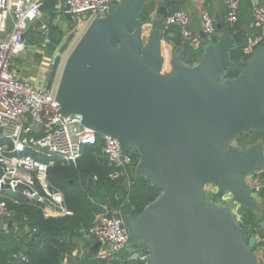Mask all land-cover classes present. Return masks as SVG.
I'll list each match as a JSON object with an SVG mask.
<instances>
[{"label": "water", "instance_id": "obj_1", "mask_svg": "<svg viewBox=\"0 0 264 264\" xmlns=\"http://www.w3.org/2000/svg\"><path fill=\"white\" fill-rule=\"evenodd\" d=\"M146 1L110 3L86 25L55 86L60 111L115 137L123 151L136 150L132 171L160 190L139 214L124 217L130 246L148 253L145 264H258L256 236L229 206L206 201L205 190L212 185L217 198L228 192L240 207L260 210L247 178L264 170L263 144L242 150L227 144L241 133L264 134V46L227 76L238 67L230 54L244 33L227 34L216 18V40L200 31L201 54L186 64L180 46L164 47L165 12L142 20ZM93 183L87 178V188Z\"/></svg>", "mask_w": 264, "mask_h": 264}, {"label": "built area", "instance_id": "obj_2", "mask_svg": "<svg viewBox=\"0 0 264 264\" xmlns=\"http://www.w3.org/2000/svg\"><path fill=\"white\" fill-rule=\"evenodd\" d=\"M43 3L44 0H0V218L10 213L7 199L16 194L44 203L45 215L69 214L63 192L49 182L47 170L55 162L76 163L84 145L101 142L110 179L128 177V170L133 167L129 149L123 151L115 137L84 126L78 114L60 111L55 86L38 88L11 68L12 60L26 49V23L40 16ZM64 3L66 13L73 20H82L87 25L94 18L105 15L107 6L115 2L65 0ZM239 5L240 0H226V23H236ZM251 19L257 31L263 30L264 7L254 5ZM189 23L188 11L180 8L163 17L162 28L166 31L177 26L182 41L194 51L202 50L201 37L190 29ZM9 24L10 31H6ZM201 30L206 36L216 33L215 21L207 10L201 13ZM40 32L47 38L49 26L41 24ZM259 46H264V35L248 34L240 51L248 58ZM255 176L264 180V172ZM124 217L120 210L106 207L96 214L87 234L100 242V256L111 259L130 245V232ZM147 258L144 249H136L129 259L134 264H145Z\"/></svg>", "mask_w": 264, "mask_h": 264}, {"label": "trees", "instance_id": "obj_3", "mask_svg": "<svg viewBox=\"0 0 264 264\" xmlns=\"http://www.w3.org/2000/svg\"><path fill=\"white\" fill-rule=\"evenodd\" d=\"M248 5L250 6V2ZM142 20L149 21V12L145 7ZM223 26L227 34L241 30H236L240 27L238 20L233 25L225 22ZM49 30L52 31L50 27ZM243 33L240 45L230 54V58L238 63V67L227 71L229 77L236 76L239 68L246 63L247 58L240 51L245 36L260 32L251 29ZM58 40L50 35L48 44L52 46L58 43ZM212 40H216V35L212 36ZM176 43L180 44L178 41ZM186 45L195 53L196 58L200 56L202 50L194 51L188 44ZM128 152L133 157L134 166L138 159L137 152L134 149H129ZM109 171L107 160L101 152L100 141L94 145H84L76 163L55 162L48 168V180L62 190L64 203L70 214L46 217L43 213L44 203L28 200L20 194L10 196L7 203L12 225L5 231L0 230V264H62L65 255L70 254L74 247L71 239L87 233L96 214L102 212L104 207L114 210L117 209L115 205H120L122 209L118 210L123 216L137 215L147 203L160 194V190L142 176L135 174L131 168L128 170V177L115 180L109 178ZM94 176V183L87 188V178ZM123 181H127V189ZM241 209L243 212L239 224L247 229L249 235L263 238L259 239L253 248L264 247V235L259 230L254 211L242 207ZM13 224L16 227H13ZM23 246H27L28 249L22 257H17ZM76 264L114 263L106 257L86 255L78 258ZM129 264L134 263L130 261Z\"/></svg>", "mask_w": 264, "mask_h": 264}, {"label": "crops", "instance_id": "obj_4", "mask_svg": "<svg viewBox=\"0 0 264 264\" xmlns=\"http://www.w3.org/2000/svg\"><path fill=\"white\" fill-rule=\"evenodd\" d=\"M118 1L119 0H114L115 3ZM64 2L65 0H44V3L41 7L40 16L34 22H31L25 31L24 39L26 42V49L19 56L12 60L11 68L15 71V73L19 77L23 78L24 80L38 88H43L47 82L45 76L47 73V69L50 66L54 52L56 55V61L52 77L49 80L48 87L56 86L64 60L66 58H63L64 52L62 50V39L64 37L67 38V36L69 35L68 33H70L69 29H71L72 27H77L78 24H81L84 29L86 27V24L82 20H73L71 16L66 13ZM248 2H250V6L248 5ZM254 5L264 7V0H240L238 12V21L240 27L236 30L241 29L245 32L251 29L256 30L252 26L251 19V10ZM145 8L149 12V20L154 18L157 15L158 10L160 9L165 12V15L171 13L175 9H185L190 15L189 27L193 32L198 33V35L199 32L202 31L201 13L204 10H207L212 15L214 21L216 18H220L222 20V23H225L224 16L226 12V0H147ZM44 23H46L52 30L47 38L40 32V25ZM8 31H10V29ZM259 32L264 35V29ZM50 35H53L55 38L59 39L58 43L52 45L54 46V48H52V46L48 44ZM40 36H43V38L47 42V45H43L42 42L38 40L37 37ZM165 36L167 39L164 42L165 48L167 47V41H169L171 44L180 46L182 48L183 60L186 64L192 65L197 61L198 58H196L195 53H193L189 49V47H187L186 42L182 41L179 37L177 26L173 25L171 26V28L166 30ZM177 41L180 44H177ZM248 136L249 146L256 143H262L264 147L263 133L253 132ZM263 172V169H259L257 171V173H260V175L263 174ZM247 181L249 185L254 188L252 197L260 206V210L254 211L253 213L256 217L259 230L264 235V180H259L256 176H250L247 178ZM123 185L125 186V189L128 188L127 181H123ZM44 212L45 211L43 209V213ZM9 214L0 218V230L2 231L7 230V228L12 225V222L9 220ZM44 216L55 217L60 215L48 216L44 213ZM13 227H16V225L13 224ZM26 230L27 228L25 229V231ZM259 239H261V237L256 236V242ZM71 240L74 245L72 252L68 254L73 259V263L71 264H76L78 258L86 255L92 257H102L99 254V252L101 251V246L99 247L96 255L91 252L90 247L96 241L91 239L86 232H84L82 236L73 237ZM257 249V256L261 258L262 262H264V247L257 246ZM135 250L136 249L134 247L129 245L126 249L117 253L110 260H112L114 264H129V258ZM62 264H65V257L62 261Z\"/></svg>", "mask_w": 264, "mask_h": 264}, {"label": "rangeland", "instance_id": "obj_5", "mask_svg": "<svg viewBox=\"0 0 264 264\" xmlns=\"http://www.w3.org/2000/svg\"><path fill=\"white\" fill-rule=\"evenodd\" d=\"M10 28H11V25H8L6 31H8ZM83 30H84V27H82L81 24H78L77 27L74 26L71 29H69V32H70V33H68L69 34L68 35L69 38L67 36V38L64 37L62 39V42H63L62 50L64 52L63 58L68 55V53L70 52L72 47L75 45L76 41L80 37V35H81ZM2 37H3V35H2ZM37 38H38V40L40 42H42L43 45H47L46 44L47 42L45 41L43 36H40V37H37ZM35 40H36V37H35ZM54 60H56L55 52H54V54L52 56L50 66L47 69V73H46V76H45L46 81H47V76H48V74L50 72L51 66L54 63ZM251 133H253V132H251ZM251 133H241V134H239L235 139L231 140L227 144V149L242 150V149H245V148L249 147V136L248 135H251ZM215 190H216V188L214 186H212V185H207L206 186V190H205V199H206V201L212 202V203H214L217 206H223V205L229 206L232 209V211L236 214L237 220L239 221V219L241 218V214L243 212L241 207L231 200L230 193L225 192L223 198L219 199V198H217L214 195ZM115 208L122 209V207L120 205H118V206L115 205ZM252 251H253V253H254L255 257H256L257 263L261 264L262 260H261L260 257L257 256L258 249L257 248H253Z\"/></svg>", "mask_w": 264, "mask_h": 264}]
</instances>
